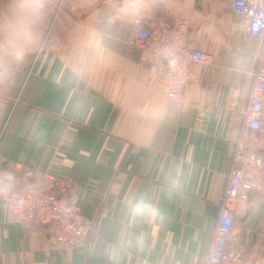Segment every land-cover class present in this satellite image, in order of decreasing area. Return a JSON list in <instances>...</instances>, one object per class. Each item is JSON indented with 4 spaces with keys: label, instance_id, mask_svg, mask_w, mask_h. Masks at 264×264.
<instances>
[{
    "label": "crops",
    "instance_id": "obj_1",
    "mask_svg": "<svg viewBox=\"0 0 264 264\" xmlns=\"http://www.w3.org/2000/svg\"><path fill=\"white\" fill-rule=\"evenodd\" d=\"M0 0V181L26 170L71 175L70 193L96 218L86 247H59L0 198V264H202L248 103L259 39L229 0H43L38 17ZM179 16L212 55L183 96L129 38L138 24ZM30 38L17 39L20 26ZM257 151L264 156V128ZM143 200L156 214L135 215ZM233 243L264 264V203L237 209Z\"/></svg>",
    "mask_w": 264,
    "mask_h": 264
},
{
    "label": "built area",
    "instance_id": "obj_2",
    "mask_svg": "<svg viewBox=\"0 0 264 264\" xmlns=\"http://www.w3.org/2000/svg\"><path fill=\"white\" fill-rule=\"evenodd\" d=\"M229 1L236 13L249 18V32L259 39V46L253 54L252 87L219 199L213 240L202 264H246L245 247L233 243L237 209L250 207L255 194L264 203V156L257 151L264 128V0ZM192 41L188 20L179 16L150 26L140 23L129 38L131 45L142 49L143 59L157 65L160 81L173 99L182 98L195 65L212 61V55ZM74 183L71 175L28 169L17 183L0 181V198L9 202L18 221L46 226L57 246L86 247L96 218L85 216L72 200Z\"/></svg>",
    "mask_w": 264,
    "mask_h": 264
},
{
    "label": "clouds",
    "instance_id": "obj_3",
    "mask_svg": "<svg viewBox=\"0 0 264 264\" xmlns=\"http://www.w3.org/2000/svg\"><path fill=\"white\" fill-rule=\"evenodd\" d=\"M16 7L22 15L38 17L43 8V0H18ZM148 8L149 0H125L124 5L118 8L117 12L118 14L138 16ZM15 37L27 40L30 38L29 30L21 25L20 30L15 33ZM130 210L135 215L156 214V209L143 200L134 201Z\"/></svg>",
    "mask_w": 264,
    "mask_h": 264
}]
</instances>
